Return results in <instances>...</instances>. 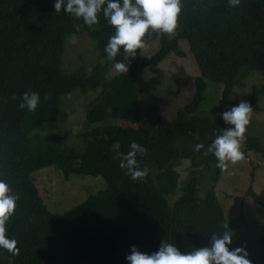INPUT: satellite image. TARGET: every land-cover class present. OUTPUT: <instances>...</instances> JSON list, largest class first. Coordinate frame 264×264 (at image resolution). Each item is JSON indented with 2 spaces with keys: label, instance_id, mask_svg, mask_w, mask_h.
I'll return each instance as SVG.
<instances>
[{
  "label": "trees",
  "instance_id": "obj_1",
  "mask_svg": "<svg viewBox=\"0 0 264 264\" xmlns=\"http://www.w3.org/2000/svg\"><path fill=\"white\" fill-rule=\"evenodd\" d=\"M181 3L175 35L146 32L145 45L156 40L158 49L150 57L138 49L127 71L117 74L113 64L127 61L122 51L112 61L106 58L103 48L113 29L102 12L89 28L63 8L55 12L53 0H0V179L19 196L5 231L19 251L12 256L0 250V264H125L130 246L150 253L165 241L183 253L206 246L214 232L222 231L221 225L234 222L243 224L244 233L234 235L233 246L245 247L252 264H264V235L252 236L242 217L232 223L225 220L214 193L221 171L215 158L205 155L204 145L227 126L218 112L237 103L228 99L232 89L243 86L251 72L264 77V0H241L235 8H229L227 0ZM82 33L94 42L100 63L64 74V40ZM181 43L198 70L191 101L177 109L173 119L155 126L138 120L136 127L105 124L118 95L134 88L145 69L170 55L186 57ZM207 82L221 84L222 94L210 117L202 119L198 108ZM76 89L98 93L85 113L89 129L78 134L81 149L64 148L66 135L43 131L55 123L60 97ZM25 90L41 97L34 112L17 107ZM263 95L264 86L252 88L246 100L252 110ZM243 139V156L247 150H259L254 139ZM132 141L146 149L136 159L139 168L148 169L143 180L135 182L118 167L111 150L119 142V151L126 153ZM196 144L202 147L194 150ZM185 161L188 176L179 186L175 167ZM47 167L56 168L64 180L71 175L101 177L105 188L53 215L30 179ZM199 170L211 175V185L207 183L201 194ZM251 196L264 208L257 196Z\"/></svg>",
  "mask_w": 264,
  "mask_h": 264
},
{
  "label": "rangeland",
  "instance_id": "obj_2",
  "mask_svg": "<svg viewBox=\"0 0 264 264\" xmlns=\"http://www.w3.org/2000/svg\"><path fill=\"white\" fill-rule=\"evenodd\" d=\"M180 45L186 57L181 59L171 55L156 67L145 69L138 77L135 89L131 88L118 95L105 124L116 123L121 126L136 127L138 120L144 126H155L158 122H168L173 119L176 110L191 101L193 79L198 76V70L186 45L184 43ZM157 49L158 43L153 40L141 49V54L150 57ZM99 63L96 46L86 34L69 35L65 38L60 61L62 73L70 74L80 68L89 69ZM111 75L112 72L107 74L108 77ZM263 86L264 77L258 72H251L244 80L243 86L232 89L228 99L237 103L240 100L246 101L252 93V88ZM203 93L198 112L202 119H207L210 117V110L220 99L222 85L207 82ZM97 94V92L82 94L76 89L62 95L56 121L43 127L44 134L66 135L64 148L81 149L83 143L78 134L89 129L84 123L85 113L90 104L94 103ZM256 106L257 109L250 112L244 135L254 139L253 144H258L259 150H247L241 161L227 164L226 170L219 174L214 193L225 220L232 223L242 217L251 235L258 238L264 235V208L256 203L251 194L264 203V95L258 97ZM230 107L232 106L220 108L218 116ZM36 131L40 130L36 129ZM198 142L199 139L196 143ZM210 143L211 141L206 140L204 145ZM243 149H245L244 139L240 151ZM175 168L180 175L179 186H181L188 176V164L185 161ZM199 175L201 180L197 184V190L201 194L206 189L204 187L208 185L207 183L211 185V175L202 170H199ZM30 179L46 209L56 216L105 188L101 177L71 175L64 180L61 173L53 167L39 169L30 175ZM229 229L234 235L244 233V226L239 222L230 224Z\"/></svg>",
  "mask_w": 264,
  "mask_h": 264
},
{
  "label": "clouds",
  "instance_id": "obj_3",
  "mask_svg": "<svg viewBox=\"0 0 264 264\" xmlns=\"http://www.w3.org/2000/svg\"><path fill=\"white\" fill-rule=\"evenodd\" d=\"M240 3L241 0H227L229 8H235ZM52 7L58 13L63 8V13L81 20L89 28L96 25L97 14L102 12L107 24L113 29V34L108 37L103 48L106 58L112 61L122 51L127 61L113 64L115 73L120 74L127 71L129 58L135 57L137 50L144 47L142 37L146 32H155L157 36L175 35L182 3L181 0H53ZM40 99L37 92L25 90L20 95L17 107L34 112ZM251 110L247 101L240 100L219 114L220 119L230 127L224 128L219 135L214 134L205 155L211 154L215 158V166L220 171H225L227 164H235L244 158L240 145ZM201 147V144H196L194 150ZM119 148V142L111 145L112 158L118 161V167L125 170L124 174L133 182L143 180L148 169L139 168L136 157L144 154L146 149L135 141L129 143L126 153H121ZM18 199L11 186L0 179V250L12 256L19 250L15 247L16 240L8 237L5 231ZM221 228L222 231L213 233L206 246L181 253L173 243L161 241L157 249L150 253L140 252L135 246H130L124 259L126 264H252L245 247L233 246L235 236L228 225H221Z\"/></svg>",
  "mask_w": 264,
  "mask_h": 264
}]
</instances>
